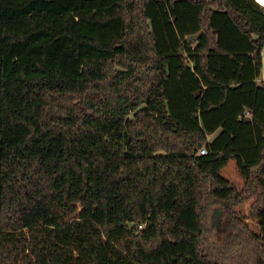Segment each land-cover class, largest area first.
Returning <instances> with one entry per match:
<instances>
[{"label": "trees", "instance_id": "16d2710c", "mask_svg": "<svg viewBox=\"0 0 264 264\" xmlns=\"http://www.w3.org/2000/svg\"><path fill=\"white\" fill-rule=\"evenodd\" d=\"M263 50L257 0H0V264H264Z\"/></svg>", "mask_w": 264, "mask_h": 264}, {"label": "water", "instance_id": "95a60500", "mask_svg": "<svg viewBox=\"0 0 264 264\" xmlns=\"http://www.w3.org/2000/svg\"><path fill=\"white\" fill-rule=\"evenodd\" d=\"M258 1V0H257ZM261 4V3H260ZM262 5V4H261ZM198 38V36H195V37H193V38H191V40H196ZM262 77H263V80H264V50H263V75H262Z\"/></svg>", "mask_w": 264, "mask_h": 264}, {"label": "rangeland", "instance_id": "374dc122", "mask_svg": "<svg viewBox=\"0 0 264 264\" xmlns=\"http://www.w3.org/2000/svg\"><path fill=\"white\" fill-rule=\"evenodd\" d=\"M217 134H218V132H217V133H215L214 135L210 136V139H214V138H215V136H217Z\"/></svg>", "mask_w": 264, "mask_h": 264}, {"label": "built area", "instance_id": "2783aa9c", "mask_svg": "<svg viewBox=\"0 0 264 264\" xmlns=\"http://www.w3.org/2000/svg\"><path fill=\"white\" fill-rule=\"evenodd\" d=\"M207 152H206V150L205 149H202L201 150V154H206Z\"/></svg>", "mask_w": 264, "mask_h": 264}, {"label": "bare ground", "instance_id": "6f19581e", "mask_svg": "<svg viewBox=\"0 0 264 264\" xmlns=\"http://www.w3.org/2000/svg\"><path fill=\"white\" fill-rule=\"evenodd\" d=\"M258 2L264 6V0H258Z\"/></svg>", "mask_w": 264, "mask_h": 264}]
</instances>
